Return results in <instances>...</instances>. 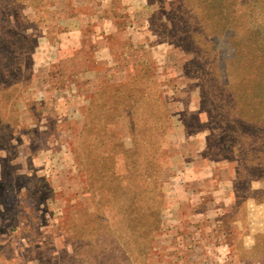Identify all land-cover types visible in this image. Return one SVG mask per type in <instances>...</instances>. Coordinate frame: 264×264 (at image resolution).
<instances>
[{
    "label": "rangeland",
    "instance_id": "1",
    "mask_svg": "<svg viewBox=\"0 0 264 264\" xmlns=\"http://www.w3.org/2000/svg\"><path fill=\"white\" fill-rule=\"evenodd\" d=\"M0 264H264V0H0Z\"/></svg>",
    "mask_w": 264,
    "mask_h": 264
}]
</instances>
